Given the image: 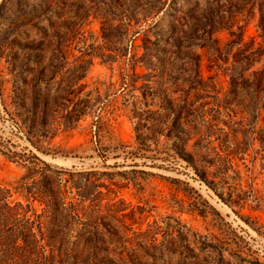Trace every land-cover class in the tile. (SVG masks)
<instances>
[{"label":"rangeland","instance_id":"1","mask_svg":"<svg viewBox=\"0 0 264 264\" xmlns=\"http://www.w3.org/2000/svg\"><path fill=\"white\" fill-rule=\"evenodd\" d=\"M263 71L264 0H0V251L264 264Z\"/></svg>","mask_w":264,"mask_h":264},{"label":"trees","instance_id":"2","mask_svg":"<svg viewBox=\"0 0 264 264\" xmlns=\"http://www.w3.org/2000/svg\"><path fill=\"white\" fill-rule=\"evenodd\" d=\"M261 81L264 82V71L261 73ZM49 192L51 195H49L47 191H43L42 193H29V195L27 196L29 199L31 196L33 197L37 194V196L43 199V202L49 208V203L44 200H46L49 196H54V191L51 187H49ZM12 197L13 191L3 185H0V225L2 226L1 233L2 235L6 234V238L13 242L16 247L20 246L18 244V241L20 240V238H22L27 248L30 247V250L37 249L38 240L34 232V222H31L30 218H28V213L32 212L33 209L30 205L24 206L21 202L12 200ZM21 223L24 224L21 225ZM38 229L42 232L43 228L40 225ZM9 253L12 255H10ZM16 254V250L13 249L1 250L0 264H17V261H15ZM7 259L11 260V262H7Z\"/></svg>","mask_w":264,"mask_h":264}]
</instances>
